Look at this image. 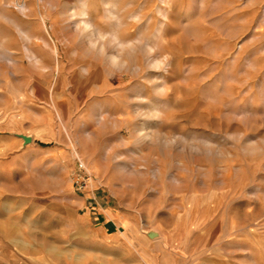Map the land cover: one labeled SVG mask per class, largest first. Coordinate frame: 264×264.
Returning <instances> with one entry per match:
<instances>
[{"label": "rangeland", "instance_id": "374dc122", "mask_svg": "<svg viewBox=\"0 0 264 264\" xmlns=\"http://www.w3.org/2000/svg\"><path fill=\"white\" fill-rule=\"evenodd\" d=\"M124 253L264 264V0H0V264Z\"/></svg>", "mask_w": 264, "mask_h": 264}, {"label": "built area", "instance_id": "2783aa9c", "mask_svg": "<svg viewBox=\"0 0 264 264\" xmlns=\"http://www.w3.org/2000/svg\"><path fill=\"white\" fill-rule=\"evenodd\" d=\"M78 175L76 178V188L81 192L82 190L86 189L88 183L90 182V177L87 174L85 163L78 159Z\"/></svg>", "mask_w": 264, "mask_h": 264}, {"label": "water", "instance_id": "95a60500", "mask_svg": "<svg viewBox=\"0 0 264 264\" xmlns=\"http://www.w3.org/2000/svg\"><path fill=\"white\" fill-rule=\"evenodd\" d=\"M15 137L23 140V147L26 148L27 146L31 145L34 143V138L33 136H27L25 134H18V133H14L13 134ZM147 236L150 238V239H158L159 238V234L154 232V231H149L147 233Z\"/></svg>", "mask_w": 264, "mask_h": 264}, {"label": "crops", "instance_id": "0c3cea01", "mask_svg": "<svg viewBox=\"0 0 264 264\" xmlns=\"http://www.w3.org/2000/svg\"><path fill=\"white\" fill-rule=\"evenodd\" d=\"M17 138V137H16ZM19 139V138H18ZM36 143V139L34 140V143L33 144H35ZM33 144H31V146L33 145ZM30 146V145H29ZM28 147V146H27ZM111 224H110V221H107L106 223H105V226H110ZM130 241V240H129ZM144 252H141V251H139L138 252V254H139V258L140 259H142L143 258V254ZM124 256L122 257V259H124V260H126L127 262H128V264H141V263H136L135 262V258L131 255V254H123ZM144 259V258H143Z\"/></svg>", "mask_w": 264, "mask_h": 264}, {"label": "bare ground", "instance_id": "6f19581e", "mask_svg": "<svg viewBox=\"0 0 264 264\" xmlns=\"http://www.w3.org/2000/svg\"><path fill=\"white\" fill-rule=\"evenodd\" d=\"M85 16H86V13H83ZM86 25H90V22L89 21H86ZM102 35V34H101ZM100 35V36H101ZM103 37V36H102ZM116 39V38H115ZM118 41V40H117ZM95 41H93V43H94ZM96 44V43H95ZM99 45V44H98ZM103 48V47H102ZM27 52H29V56H30V59H31V61H32V64H34L35 66H39L40 64H41V60L39 59V57L34 53V52H32V51H30V50H28L27 49ZM27 54V53H26ZM28 55V54H27ZM118 55V54H117ZM110 57H112V56H110ZM118 57V56H117ZM121 58V57H120ZM29 59V60H30ZM113 59H115L114 57H113ZM117 59V58H116ZM112 60V59H111ZM117 61V60H116ZM120 61V60H119ZM112 62V61H111ZM113 63V62H112ZM42 65V64H41Z\"/></svg>", "mask_w": 264, "mask_h": 264}]
</instances>
